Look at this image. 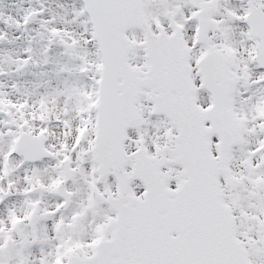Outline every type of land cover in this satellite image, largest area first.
I'll use <instances>...</instances> for the list:
<instances>
[{
  "label": "snow or ice",
  "instance_id": "obj_1",
  "mask_svg": "<svg viewBox=\"0 0 264 264\" xmlns=\"http://www.w3.org/2000/svg\"><path fill=\"white\" fill-rule=\"evenodd\" d=\"M0 264H264V0H0Z\"/></svg>",
  "mask_w": 264,
  "mask_h": 264
}]
</instances>
